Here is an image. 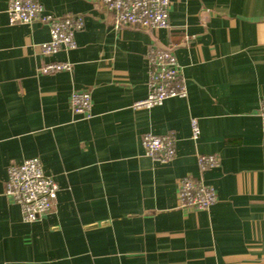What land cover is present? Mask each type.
Here are the masks:
<instances>
[{
    "label": "crops",
    "instance_id": "0c3cea01",
    "mask_svg": "<svg viewBox=\"0 0 264 264\" xmlns=\"http://www.w3.org/2000/svg\"><path fill=\"white\" fill-rule=\"evenodd\" d=\"M37 1L85 27L75 50L44 56L49 29L10 26L0 0V264H264V0H171L163 30L117 29L99 0ZM153 48L176 56L187 97L135 110ZM65 61L72 71H41ZM73 91L91 93L90 120L72 113ZM149 133L176 138L172 161L146 156ZM199 155L219 167L201 172ZM31 158L59 192L26 223L5 187L9 167ZM185 176L216 204L180 208Z\"/></svg>",
    "mask_w": 264,
    "mask_h": 264
},
{
    "label": "built area",
    "instance_id": "2783aa9c",
    "mask_svg": "<svg viewBox=\"0 0 264 264\" xmlns=\"http://www.w3.org/2000/svg\"><path fill=\"white\" fill-rule=\"evenodd\" d=\"M111 13L115 28L133 27L143 30H163L169 28L171 0H99ZM7 15L10 26L39 23L49 29L50 40L40 45L44 56L70 52L77 48L76 35L84 27V19L66 15L57 17L47 13L37 0H9ZM72 63L52 62L42 67L44 74L72 71ZM187 86L176 56L167 50L153 48L148 55V95L133 104L135 110H151L162 106L171 98H186ZM92 96L87 91H73L70 97L72 113L82 120H90ZM259 115L264 132V98ZM192 139L198 140V122L191 121ZM177 141L173 135L157 136L146 134L143 147L146 156L168 163L176 156ZM220 160L215 155H199L197 165L201 172L219 167ZM59 186L44 172L38 158L11 165L5 196L20 206L23 220L34 223L49 214L57 201ZM179 207L195 211L209 210L218 200L216 191L203 180L191 176L182 177L178 182Z\"/></svg>",
    "mask_w": 264,
    "mask_h": 264
}]
</instances>
